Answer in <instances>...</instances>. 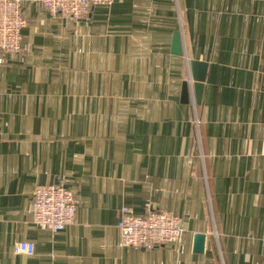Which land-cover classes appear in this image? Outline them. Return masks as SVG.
I'll return each instance as SVG.
<instances>
[{"label": "crops", "instance_id": "obj_1", "mask_svg": "<svg viewBox=\"0 0 264 264\" xmlns=\"http://www.w3.org/2000/svg\"><path fill=\"white\" fill-rule=\"evenodd\" d=\"M25 1V51L0 66V264H264V0H115L78 21ZM51 184L78 203L61 232L34 222ZM124 207L179 217L181 245L123 247Z\"/></svg>", "mask_w": 264, "mask_h": 264}, {"label": "built area", "instance_id": "obj_2", "mask_svg": "<svg viewBox=\"0 0 264 264\" xmlns=\"http://www.w3.org/2000/svg\"><path fill=\"white\" fill-rule=\"evenodd\" d=\"M53 16L78 21L95 7H111L115 0H36ZM25 0H0V66L25 51L23 31L28 25ZM198 127L199 122H196ZM77 200L74 193L60 184L39 185L35 188L32 212L35 224L53 232H61L75 223ZM123 247L152 250L162 245H181L185 228L182 220L163 211H152L137 216L129 207L121 209L118 223ZM16 255L32 257L34 242L22 241L15 245Z\"/></svg>", "mask_w": 264, "mask_h": 264}, {"label": "water", "instance_id": "obj_3", "mask_svg": "<svg viewBox=\"0 0 264 264\" xmlns=\"http://www.w3.org/2000/svg\"><path fill=\"white\" fill-rule=\"evenodd\" d=\"M177 43L180 44V38L177 40ZM204 249H205V236L197 235L195 238L194 251L196 253H203Z\"/></svg>", "mask_w": 264, "mask_h": 264}]
</instances>
